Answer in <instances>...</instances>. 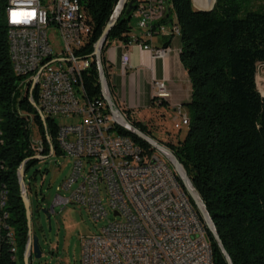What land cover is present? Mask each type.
<instances>
[{"label":"trees","instance_id":"16d2710c","mask_svg":"<svg viewBox=\"0 0 264 264\" xmlns=\"http://www.w3.org/2000/svg\"><path fill=\"white\" fill-rule=\"evenodd\" d=\"M164 1L169 13L154 27L172 23V10L179 28L180 61L191 85L190 100L183 104L189 111L186 135L164 145L182 165L232 264H264V97L256 84L258 69H264V5L253 9L252 0H216L211 11L203 12L194 9L192 0ZM118 2L80 0L91 26L82 57L92 55ZM7 4L0 0V264H24L28 227L18 170L24 163L26 174L37 163L31 148L33 128L42 140V156H49L51 147L55 155L59 152L55 123L41 120L29 100L31 96L37 101L36 90H20V78L12 70ZM131 17L123 12L110 30L102 48L104 70L106 47L114 41L129 42ZM82 79L89 98L101 97L95 62ZM126 118L149 136L141 123ZM118 133L146 151L151 148L122 127ZM206 234L213 264H227L207 228Z\"/></svg>","mask_w":264,"mask_h":264},{"label":"built area","instance_id":"2783aa9c","mask_svg":"<svg viewBox=\"0 0 264 264\" xmlns=\"http://www.w3.org/2000/svg\"><path fill=\"white\" fill-rule=\"evenodd\" d=\"M164 13H169L164 0H137L132 15L143 39L132 36L128 43L153 58H165L168 49L146 43L154 35H176L174 21L154 27ZM9 19L19 89L36 90L35 104L44 120H71L55 123L57 150L72 160L57 192L76 186L67 198L57 195L53 206L80 205L95 223L105 221L97 234L82 239L79 264H213L206 226L170 161L118 133L123 124L112 110L127 118L111 95L107 77L105 94L88 97L83 73L95 62L100 84L101 69L94 58L81 54L90 40L91 26L80 0H9ZM48 28L56 30L58 43L50 44ZM128 64L129 53L124 51L121 65ZM32 84L35 88L30 92ZM153 86L154 101L161 105L170 94L163 81H154ZM186 122L181 116L175 129ZM31 148L41 157V138L32 136ZM49 154L55 155L53 148ZM2 200L3 192L0 204Z\"/></svg>","mask_w":264,"mask_h":264},{"label":"crops","instance_id":"0c3cea01","mask_svg":"<svg viewBox=\"0 0 264 264\" xmlns=\"http://www.w3.org/2000/svg\"><path fill=\"white\" fill-rule=\"evenodd\" d=\"M170 13L173 22L175 19L172 10ZM129 26L131 27L128 33L129 42L132 36L143 39L136 22H130ZM146 43L152 47L168 49L167 56L153 58L150 52L141 49L135 43L124 44L114 41L106 47L104 58L109 89L118 108L132 118V121L141 123L148 128L147 130L150 126L155 128L161 135L162 143H177L185 134L179 138L180 131L173 136L167 131L166 126L167 123L175 125L181 116L188 119L189 114L183 104L189 102L191 96L189 76L180 61L179 28L176 27L174 36L154 35ZM124 51L129 53V64L125 68L121 65V55ZM154 81H163L170 94L169 99L161 105L154 101Z\"/></svg>","mask_w":264,"mask_h":264},{"label":"rangeland","instance_id":"374dc122","mask_svg":"<svg viewBox=\"0 0 264 264\" xmlns=\"http://www.w3.org/2000/svg\"><path fill=\"white\" fill-rule=\"evenodd\" d=\"M261 5H264V0H252L251 2L253 9ZM193 7L194 9H198L194 3ZM131 22H136L134 15L131 17ZM47 35L51 45L59 42L55 29L48 28ZM256 84L261 96L264 97V69L262 68L258 69ZM185 111L187 112L188 109ZM130 119L132 121V118ZM54 121L56 124L71 122V120H62L57 117H55ZM166 128L173 136L181 131L179 138L184 134L186 135L187 132L186 126H183L181 129H175L173 123H167ZM149 130H147L149 137L156 139L155 141H159L158 143L162 145L165 144L160 142L161 135L155 131V128L150 126ZM32 136L35 140L40 138L34 129ZM154 152L158 154L156 150ZM71 165L72 160L69 157L56 154L44 159L39 158L37 163L24 175V182L27 185V189H30L27 196L32 215L31 229L33 234L38 238V245L42 252L40 259H31V264H79L82 239L97 234L105 224V221L97 223L92 221L86 209L80 205L53 207L49 220L47 214L41 211L36 212L37 208L49 210L53 206L57 195L67 198L75 189L76 185H73L66 193L64 191L57 192V188L68 177ZM169 166L172 168L170 164Z\"/></svg>","mask_w":264,"mask_h":264},{"label":"water","instance_id":"95a60500","mask_svg":"<svg viewBox=\"0 0 264 264\" xmlns=\"http://www.w3.org/2000/svg\"><path fill=\"white\" fill-rule=\"evenodd\" d=\"M136 1L137 0H119L109 22L106 24L105 28L102 31L101 36L99 37V39L97 40V42L94 45V51H93L91 57L94 58V60L96 61V63L98 64V66L101 69L100 89H101L102 93H104V94H105V89H106V76H105V73L103 70V65H102V48L104 46V43L106 41V38H107L110 30L114 27L115 23L117 22V20L121 16V14L123 12L126 15L133 13V11L135 10ZM192 3H194V0H192ZM214 3H215V0H214ZM213 6H214V4H213ZM213 6L208 10H200V9H196V10L197 11H203V12H209L213 9ZM34 88H35V84H32L30 87V92ZM104 96H105V99H106V102L108 103V105L109 106L113 105L111 100L106 95H104ZM30 102H31L32 106L36 109L38 114L40 115L41 120L43 122H45V120L41 116L39 110H37L35 101L33 99H31ZM112 113L121 120L124 129H126L129 133L137 136L139 139L143 140L144 142H146L152 149L161 152L170 161L171 166H172L174 172L176 173V175L178 176V178L182 184L183 189L185 190L186 194L188 195V197L193 202L194 207L196 208V210L200 214L207 230L212 235L217 246L220 248V250H221V252H222V254L226 260V263L232 264L228 254L224 250L223 244H222V242L218 236V233H217V231H216V229H215V227H214V225H213L202 201L200 200L198 194L195 192L194 188L192 187V184H191L188 176L186 175L182 165L175 158V156L173 155L171 150L169 148H167L166 146L158 143L153 138H150L149 136L143 134L140 130L136 129L132 124H130V122H128L125 119L123 114L118 109L112 110ZM47 141L50 144V140L47 139ZM51 149H52V147H51ZM47 157H49V156H47ZM39 158L44 159L46 157H38L35 159L38 160ZM24 175H25V172H24V163H23L18 170V182H19V186H20L21 199H22V202L24 205L26 220H27V227H28V241H27V246H26L25 253H24V264H30V260L32 258L40 259L42 256V252H41L39 245H38L37 236L32 234L31 210H30V204H29V200H28V196H27L26 185L24 183ZM53 207L54 206H51L49 209L51 212H53ZM39 211L47 214L48 220L50 219V214H48V212L46 210H41V208H38L36 210V212H39Z\"/></svg>","mask_w":264,"mask_h":264},{"label":"bare ground","instance_id":"6f19581e","mask_svg":"<svg viewBox=\"0 0 264 264\" xmlns=\"http://www.w3.org/2000/svg\"><path fill=\"white\" fill-rule=\"evenodd\" d=\"M194 4L196 5V7L200 10H206V9H210L213 4H214V0H194ZM5 25L7 28V40H8V47H9V59H10V64L12 66V70L15 73V60L13 59V57H11V51H13V26L12 23H10V19H9V0H8V4H7V8L5 11ZM17 75V73H15ZM188 126V122H186V127ZM3 202L4 200H2V204L1 206H3Z\"/></svg>","mask_w":264,"mask_h":264}]
</instances>
